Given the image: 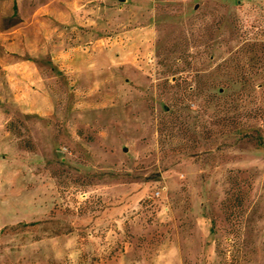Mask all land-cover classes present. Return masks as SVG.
Returning <instances> with one entry per match:
<instances>
[{
    "label": "rangeland",
    "instance_id": "obj_1",
    "mask_svg": "<svg viewBox=\"0 0 264 264\" xmlns=\"http://www.w3.org/2000/svg\"><path fill=\"white\" fill-rule=\"evenodd\" d=\"M37 5L79 70L41 58L53 112L0 117V264H264V0H20L0 28Z\"/></svg>",
    "mask_w": 264,
    "mask_h": 264
},
{
    "label": "crops",
    "instance_id": "obj_2",
    "mask_svg": "<svg viewBox=\"0 0 264 264\" xmlns=\"http://www.w3.org/2000/svg\"><path fill=\"white\" fill-rule=\"evenodd\" d=\"M19 1L0 0V27L4 19L2 5H11L12 12H8L11 14ZM72 18L68 19L61 14L57 19H52L51 35L47 36L46 41L41 33L42 18L39 5L31 17L22 16L10 27L0 28V117L4 123L14 119V113L16 119L24 120L29 114L39 117L52 113L57 106L55 93L48 85L49 78L43 70L46 66L39 62L41 58L51 56V62L55 65L52 69L56 67L71 75L73 79L77 76L79 61L76 54L79 53L80 47L77 40L70 43L65 39L63 28L65 24L74 23ZM89 48L90 46L86 47L87 50ZM85 63L88 65L87 61ZM43 90L46 94L39 95ZM11 109L15 112L9 113ZM0 132H4V135H0L2 138L10 134L8 130L3 129Z\"/></svg>",
    "mask_w": 264,
    "mask_h": 264
},
{
    "label": "trees",
    "instance_id": "obj_3",
    "mask_svg": "<svg viewBox=\"0 0 264 264\" xmlns=\"http://www.w3.org/2000/svg\"><path fill=\"white\" fill-rule=\"evenodd\" d=\"M258 140H259V143L264 146V139H262L261 137H258ZM234 180H236V179H234ZM234 191H235L234 194H236V195H242L243 194V191L240 187L236 188V190H234Z\"/></svg>",
    "mask_w": 264,
    "mask_h": 264
},
{
    "label": "water",
    "instance_id": "obj_4",
    "mask_svg": "<svg viewBox=\"0 0 264 264\" xmlns=\"http://www.w3.org/2000/svg\"><path fill=\"white\" fill-rule=\"evenodd\" d=\"M121 1H125V0H121Z\"/></svg>",
    "mask_w": 264,
    "mask_h": 264
}]
</instances>
